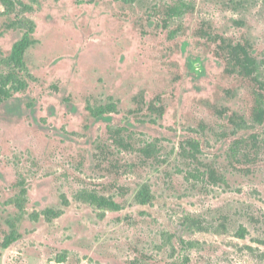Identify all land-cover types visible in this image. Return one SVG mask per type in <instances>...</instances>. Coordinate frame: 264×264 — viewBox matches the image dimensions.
<instances>
[{
    "label": "rangeland",
    "instance_id": "374dc122",
    "mask_svg": "<svg viewBox=\"0 0 264 264\" xmlns=\"http://www.w3.org/2000/svg\"><path fill=\"white\" fill-rule=\"evenodd\" d=\"M19 1L31 9L0 3V50L20 37L8 23L21 16L35 23L37 42L24 57L27 89L0 105V264H264V230L246 216L264 213V125L249 119L255 85L226 73L216 43L200 35L248 42L264 60V0ZM180 3L189 8L163 28L164 8ZM156 97L162 116L146 110ZM110 101L115 112L92 114ZM138 106L137 116L127 112ZM232 113L248 126L233 127ZM109 125L126 126L137 146L157 138L158 153L116 151L101 163ZM187 137L199 141V169L214 166L227 185L192 180L177 155ZM142 186L153 195L147 204L133 199ZM84 189L121 209L79 200ZM47 208L63 213L48 220ZM186 215L203 217L207 230ZM12 228L18 238L4 248ZM180 239L197 244L183 250Z\"/></svg>",
    "mask_w": 264,
    "mask_h": 264
},
{
    "label": "trees",
    "instance_id": "16d2710c",
    "mask_svg": "<svg viewBox=\"0 0 264 264\" xmlns=\"http://www.w3.org/2000/svg\"><path fill=\"white\" fill-rule=\"evenodd\" d=\"M35 2L36 0H32ZM2 6L8 11H14L20 8L23 11H28L31 6L24 4L19 0H0ZM180 5V6H179ZM167 5L163 10L162 27L166 28L171 18L182 14L188 7L187 4L180 3ZM182 6V7H181ZM8 27L18 29L21 32L20 37L12 44L11 49L7 55H3L0 50V105L9 99H11L16 93L23 92L28 87V80L23 75V69L25 66V53L26 51L36 44L34 38L35 23L24 16L18 17L11 20L8 23ZM200 35L205 37L207 40L216 43L215 54L222 58L225 62V72L228 74H237L242 77L251 80L254 85L253 91V106L249 119L252 124L255 123L259 126L264 125V60L258 59L251 49V45L248 42H233L230 39L213 33L211 30L201 28ZM155 100L158 102L155 104L153 101L146 105V110L155 112L158 116H162L164 107L161 104V99L156 97ZM136 103H142L141 98L136 99ZM117 110L116 102L110 101L105 104L98 105L97 107L91 108V112L94 116H102L108 113L115 112ZM142 110V107L138 106L135 109H129L127 112L134 116H137ZM226 111H221L223 114ZM228 122L235 128H243L248 126V122L242 115L232 113L228 116ZM108 138L111 143H102L98 145V157L101 163L107 161L110 155L115 152H138L145 158H154L158 153L159 145L158 139L153 141H146L142 145L135 144V138L126 126L109 125L106 129ZM245 138L240 137L235 139L229 147L230 155L235 158L237 156V146L240 145ZM199 141L193 137H187L180 141L177 155L185 162L186 169L188 168V175L194 181L205 180L213 185L223 184L227 185L224 176L212 165H204V169H199L201 164L199 159L200 154ZM239 152V151H238ZM243 157H246V152L239 153ZM99 164V162H98ZM110 166L117 168V162H111ZM249 170V169H248ZM19 186H22L21 194L25 193L26 189L23 187L24 182L19 181ZM118 192L123 190V187H116ZM78 199L99 208L105 210H120L122 205L110 196H105L98 193L93 189H84L77 195ZM153 195L147 186H142L139 191L134 195V201L138 204H147L151 202ZM63 204L67 205L66 199L63 197ZM19 210L23 209L22 202L17 203ZM63 213L61 208H47L43 211V216L46 219H53L59 217ZM248 220L254 225H261L264 230V213L253 215L248 213L246 215ZM226 217L223 216L220 226L225 228ZM185 222L192 228L205 231L207 230L206 221L203 217H193L191 215L185 216ZM248 231L244 226L238 227L236 236L239 238H245ZM18 235L16 234L15 228H12L10 232L4 237L2 241V247L6 248L11 245ZM180 244L183 250L194 248L197 242L185 241L180 239ZM252 250V247H248ZM189 258H184V263L188 262ZM63 261V257L59 262ZM144 264H149L145 262Z\"/></svg>",
    "mask_w": 264,
    "mask_h": 264
}]
</instances>
